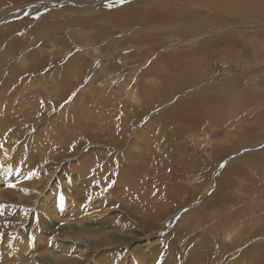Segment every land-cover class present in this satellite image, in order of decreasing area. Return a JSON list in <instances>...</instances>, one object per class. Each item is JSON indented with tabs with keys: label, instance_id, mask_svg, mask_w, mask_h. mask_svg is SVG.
I'll use <instances>...</instances> for the list:
<instances>
[{
	"label": "rangeland",
	"instance_id": "rangeland-1",
	"mask_svg": "<svg viewBox=\"0 0 264 264\" xmlns=\"http://www.w3.org/2000/svg\"><path fill=\"white\" fill-rule=\"evenodd\" d=\"M24 259L264 264V0H0V264Z\"/></svg>",
	"mask_w": 264,
	"mask_h": 264
},
{
	"label": "bare ground",
	"instance_id": "bare-ground-1",
	"mask_svg": "<svg viewBox=\"0 0 264 264\" xmlns=\"http://www.w3.org/2000/svg\"><path fill=\"white\" fill-rule=\"evenodd\" d=\"M154 3H155V2H154ZM155 5H156V4H155ZM224 24H225V23H224ZM187 78H188V77H187ZM18 163H19V162H18ZM85 198H86V197H85ZM86 199H87V198H86ZM79 208H80V206H79ZM73 211H74L76 214L79 212V210H78L77 208H74ZM100 221H101V220H100ZM102 223H103V222H99V223H98V225H99L98 228L102 229V233H101V232H100V233L103 234V235H93V237H94V236H99V237H101V238H106V237H107V238H109L110 241H112V243H113L114 240H116L117 242H119V239L122 240L121 235L119 236L118 234H114V235L111 236L110 233H108L107 231H105V230H104V224H102ZM98 228H97V229H98ZM97 229H96V230H97ZM27 231H29V230L26 229V230H25V233H26ZM94 234H95V233H94ZM112 234H113V233H112ZM103 236H104V237H103ZM122 236H123V234H122ZM98 239H99V238H98ZM99 240H100V239H99ZM99 240H98V241H99ZM109 240H108V241H109ZM110 241H109V242H110ZM100 242H101V241H100ZM106 242H107V241H106ZM106 242H105V243H106ZM107 244H108V243H107ZM23 245H24V244H23ZM86 245H87V244H86ZM19 248H20V250H21V249L23 250V246H22V244L19 246ZM36 254L39 256V254H40L39 250H38V252L36 251ZM148 255H149L150 258L152 257V254H151V253L148 254ZM33 257H34V256H33ZM149 257L147 256V258H149ZM36 258H38V257H36ZM152 258H153V257H152ZM149 260H150V259H149ZM31 263H32V262H31L30 259H29V260L24 259V261H23L22 264H31ZM139 264H140V262H139Z\"/></svg>",
	"mask_w": 264,
	"mask_h": 264
}]
</instances>
